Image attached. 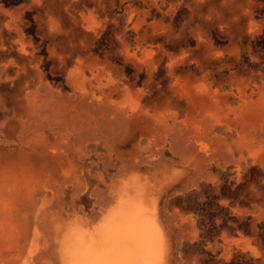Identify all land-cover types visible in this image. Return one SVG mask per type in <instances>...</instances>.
Masks as SVG:
<instances>
[{
    "label": "rangeland",
    "instance_id": "obj_1",
    "mask_svg": "<svg viewBox=\"0 0 264 264\" xmlns=\"http://www.w3.org/2000/svg\"><path fill=\"white\" fill-rule=\"evenodd\" d=\"M135 179L167 264H264V0H0V264H60Z\"/></svg>",
    "mask_w": 264,
    "mask_h": 264
},
{
    "label": "bare ground",
    "instance_id": "obj_2",
    "mask_svg": "<svg viewBox=\"0 0 264 264\" xmlns=\"http://www.w3.org/2000/svg\"><path fill=\"white\" fill-rule=\"evenodd\" d=\"M133 185V197L128 199L127 208L124 206L121 219L116 214L95 234L86 230L83 221L67 223L74 232L68 235L65 231L67 235L61 236L60 264H167L170 240L158 211L160 190L147 191L137 179ZM61 231L59 228V234Z\"/></svg>",
    "mask_w": 264,
    "mask_h": 264
},
{
    "label": "crops",
    "instance_id": "obj_3",
    "mask_svg": "<svg viewBox=\"0 0 264 264\" xmlns=\"http://www.w3.org/2000/svg\"><path fill=\"white\" fill-rule=\"evenodd\" d=\"M164 226V225H163ZM165 228V227H164ZM165 231H166V229H165ZM167 233V232H166ZM168 235V234H167Z\"/></svg>",
    "mask_w": 264,
    "mask_h": 264
}]
</instances>
